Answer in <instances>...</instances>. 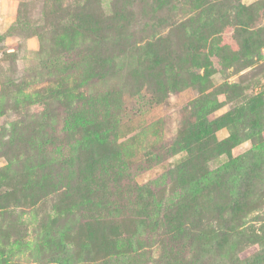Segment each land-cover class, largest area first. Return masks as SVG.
I'll return each mask as SVG.
<instances>
[{"label": "rangeland", "instance_id": "obj_1", "mask_svg": "<svg viewBox=\"0 0 264 264\" xmlns=\"http://www.w3.org/2000/svg\"><path fill=\"white\" fill-rule=\"evenodd\" d=\"M167 1L0 0V264H264V0Z\"/></svg>", "mask_w": 264, "mask_h": 264}, {"label": "trees", "instance_id": "obj_2", "mask_svg": "<svg viewBox=\"0 0 264 264\" xmlns=\"http://www.w3.org/2000/svg\"><path fill=\"white\" fill-rule=\"evenodd\" d=\"M169 1V0H168ZM168 1H167V3H168ZM205 2L206 3H208V1L207 0H205ZM214 13H215V10H214V6L213 5H211V6H202L201 7V15L198 17V19L199 18H201L202 19V15H206L207 16V18H209L210 16H214ZM198 19H196L195 20V23L198 25V24H205V22H203V23H201V22H198ZM209 21V20H208ZM189 22V21H188ZM188 22H187V27H188ZM209 25H212V23H210V21H209ZM185 27H186V23H185ZM200 119H204V117L202 118V117H200ZM200 124H201V122H200ZM199 126H201V125H199ZM258 149L259 148H261V146H259V147H257ZM119 239V238H118ZM118 239H116V241H117V244H119L118 242H119V240ZM173 249L172 248H168V247H166L165 249H164V251H165V253L167 252V251H172ZM65 264H70V260L68 261V262H66ZM74 264H82L81 262H79V263H74Z\"/></svg>", "mask_w": 264, "mask_h": 264}]
</instances>
